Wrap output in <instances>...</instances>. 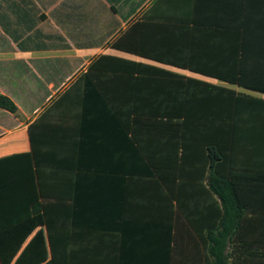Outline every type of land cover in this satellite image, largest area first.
Instances as JSON below:
<instances>
[{
  "label": "crops",
  "instance_id": "1",
  "mask_svg": "<svg viewBox=\"0 0 264 264\" xmlns=\"http://www.w3.org/2000/svg\"><path fill=\"white\" fill-rule=\"evenodd\" d=\"M179 20L187 31L201 22L210 40L216 26L247 29L257 53L264 0H0V95L17 106L16 113L0 108V264L50 261L46 218L32 210L44 202L41 192L48 202L76 207L69 218L80 226L74 257L166 264L167 238L158 231L179 222L171 213L177 202L155 170L140 168L145 159L167 158L144 123L129 121L128 114L142 111L133 98L144 91L147 66L226 84L114 44L171 57ZM138 23L145 25L134 30ZM199 174L189 167L185 190L192 207H204L208 197L204 179H193ZM249 178L238 190L252 218L264 214V173ZM183 239L190 245L188 234ZM186 245L177 247L172 264H193L196 254Z\"/></svg>",
  "mask_w": 264,
  "mask_h": 264
},
{
  "label": "trees",
  "instance_id": "2",
  "mask_svg": "<svg viewBox=\"0 0 264 264\" xmlns=\"http://www.w3.org/2000/svg\"><path fill=\"white\" fill-rule=\"evenodd\" d=\"M141 25L136 24L134 30ZM176 25L177 48L171 57L139 49L135 43L127 47L114 44L116 49L158 62L169 61L173 67L226 84L147 66L144 91L133 98L139 101L142 111L128 114L129 121L135 125L144 123L145 134L155 138L167 158L145 159L140 168L155 170L163 179L168 196L177 202L171 213L173 216L177 213L179 222L163 223L158 231L167 238L162 247L163 260L166 264L175 262L188 234L190 245L186 246L196 254L193 264H264V214L248 217L238 190L242 184H249V175L264 173V99L230 87L264 94V39L257 42L259 50L255 53V43L247 29L235 33L232 26H216L219 31L210 40L212 37L203 31L201 22L196 21V28L190 31L185 20ZM0 108L17 112L15 103L3 95ZM113 115L115 120L122 119L121 114ZM34 155L39 169L35 146ZM192 157L193 163L189 161ZM191 165L200 173L193 179H204L207 185L204 207L201 203L192 207L186 200V182L191 178L187 172ZM41 195L44 202L34 205L32 210L46 218L52 252L46 264L103 263L72 255L73 235L80 227L69 219L76 209L74 204L48 202L43 192ZM182 222L188 231H181ZM190 237L197 240L194 246Z\"/></svg>",
  "mask_w": 264,
  "mask_h": 264
},
{
  "label": "rangeland",
  "instance_id": "3",
  "mask_svg": "<svg viewBox=\"0 0 264 264\" xmlns=\"http://www.w3.org/2000/svg\"><path fill=\"white\" fill-rule=\"evenodd\" d=\"M230 87L233 88L234 90H236V91L239 92V93H246V94H249V95L252 94V96L254 95V96H256V97L264 98V96L261 95V94H258V93H254V92L248 91V90L243 89V88H240V87H238V86H230ZM250 93H251V94H250Z\"/></svg>",
  "mask_w": 264,
  "mask_h": 264
}]
</instances>
